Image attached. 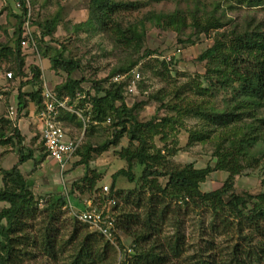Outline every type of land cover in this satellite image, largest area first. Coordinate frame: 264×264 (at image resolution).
Masks as SVG:
<instances>
[{"label":"trees","instance_id":"trees-1","mask_svg":"<svg viewBox=\"0 0 264 264\" xmlns=\"http://www.w3.org/2000/svg\"><path fill=\"white\" fill-rule=\"evenodd\" d=\"M224 3L227 8L237 5L252 7L263 4L264 0H225ZM216 5L218 6L219 3ZM25 6V0H21V15H15L19 23L14 48L9 52H5V49L2 51L3 58L8 62L12 61L9 63L12 64L15 75L22 76L18 92H21L24 85L36 87L29 96L34 103L35 111H38L43 104L40 69L31 65L29 72H25V60L20 49L23 33V26L22 29L20 26L25 22L20 20L21 16L27 12ZM89 7L94 22L98 27L103 28L108 26L116 11L137 9L138 2L89 0ZM221 15H216L213 11L203 12L199 6L195 5L186 12L179 9L171 13L152 11L145 14L144 18L163 29L172 28L179 31L181 27L189 24L203 33H208L224 25ZM251 23L250 20L247 26ZM254 28L253 30L252 27H244L238 33L233 30L228 32L217 30L213 45L199 56L201 60L214 57L219 60L220 65L225 66L217 67L221 85L226 83L225 78L228 75L235 76L241 91V102H233L239 103L238 106L231 107V110L224 107L222 111H219L215 104H211V101L207 103L204 98L201 101L205 103L202 109L176 110L177 105L169 106L170 109L176 110V114H195L216 124H230L233 121L235 123L232 118L239 115L238 110L235 109L241 106L261 115L260 119H253L252 124L248 125L252 133H244L241 138L233 140L225 139L228 143L224 144L226 147L222 151H216L219 155V164L214 168L210 166L194 168L192 164L178 165L171 163L167 157V155H173L174 151L162 153L160 150L155 152L148 150V141L154 135L164 133V127L168 123H171L169 126L173 130L177 119L165 115L140 122L133 112V107L125 105L122 91V88L126 87L125 84L109 81V79L118 73L131 70L135 62L112 69L108 77L94 83L96 92L88 95V91L81 87L83 79L71 78V74L79 67V63L71 58H63L64 46L61 47L50 60L51 68L65 72L67 77L65 81L54 87V93L59 98L68 96L70 105L75 99H79L76 107L84 108L85 104L88 105L83 111V116L88 117L91 124L109 118L112 122L115 121L117 126L111 139L104 141L103 144L94 149L84 147L82 152L77 149L75 154H81L79 163L84 164L85 171L78 181L72 182L71 194L73 190L92 192L98 189L96 188L98 177L93 172L92 174L88 172L91 150L104 152L116 145L124 134L128 135L131 142H137L131 149H121L120 155L128 163V167L120 168L111 175L112 182L107 195H115L120 200V205L118 201L115 205V209L117 207L119 209L116 215V227L128 233L133 252H128L127 247L124 248L119 237H116L118 246L116 247L109 239L97 231L89 230L85 223L78 221L75 217L70 219V223L62 220L63 214L60 208L66 206L68 202L64 195H60L55 203H48L40 210L42 218L38 225L33 222L38 210L33 204L37 206L38 200H34L30 185L20 171V166L24 162L33 160V150L22 145L24 137L15 125L17 119L12 120L8 110V118L12 124L9 125L8 133L0 126V141H14L15 145H19V149L16 163L9 170L0 169L3 183L0 186V202L5 203V206L0 209V264H264V193L245 197L243 194L232 192L225 200L224 194H227V189L232 187V183H226L231 173H228L221 187L210 192L200 191V183L211 171L218 169L230 172L229 165L233 169L238 167L236 171H239L244 162L252 159L249 148L257 142L256 140L262 142L259 156L264 157V135L260 136L261 129H264V31H260L258 26ZM53 29L52 22L46 21L40 37L50 35ZM117 29L118 38H123L126 44L135 41L136 38L130 28L122 30L118 26ZM31 36L36 46L35 33ZM149 53L150 51H147V54ZM9 57L12 59H8ZM29 73H31L30 76ZM103 82H109L108 86H102ZM195 90L201 97V93L206 91L199 86H196ZM175 94L174 96L178 98V92ZM82 95L83 97L80 98ZM154 98L156 101H161L157 111L167 107L163 100ZM22 99V93H19L17 117L18 111L25 107V101ZM61 113L63 124L66 118H74L79 125L82 124L75 115L64 111ZM127 124L128 127H126ZM254 131H257L259 136L256 132L254 134ZM194 133L192 137L195 136L197 140H203L204 135L209 136L203 135V132L195 135ZM165 134L167 135L166 132ZM39 136L37 133L36 137L39 138ZM39 142L40 149L47 156L43 141L39 140ZM257 146H260L259 143ZM5 155L6 153H0L1 161ZM133 161L142 168L139 175L141 183L138 188L133 187L127 193H123V190L116 187L117 179L124 177L129 183L135 181L131 168ZM159 177L165 178L164 184L158 183ZM99 189L101 190V186ZM104 196L103 194L99 200H103ZM181 196L185 197L183 205L173 204L172 201L178 200ZM250 198L252 200L257 198L255 202H252L251 208L248 207ZM201 205L207 208L210 214L208 229L205 230L208 236L207 239H203L202 232L203 243L197 250L194 249L189 253L187 238L182 231L181 216L186 214L188 209ZM183 208L186 211L183 212ZM62 228L65 231H62ZM216 235L225 236L226 243L221 247L215 241Z\"/></svg>","mask_w":264,"mask_h":264},{"label":"rangeland","instance_id":"rangeland-1","mask_svg":"<svg viewBox=\"0 0 264 264\" xmlns=\"http://www.w3.org/2000/svg\"><path fill=\"white\" fill-rule=\"evenodd\" d=\"M130 1H137L138 8L116 11L108 26L103 27V29L98 27L92 18L89 0H25L27 12L24 16H21L20 21L24 22L28 19V29L31 33H35L36 46H30V48L25 46V49L20 47L25 60L24 71L29 72L31 65L39 67L42 86H51V83L57 82L60 84L65 81L66 73L52 69L50 63L51 58L64 46L63 58H71L79 63V67L71 74V78L83 79L81 87L88 91V95H93L96 92L95 82L108 77L112 69L135 62L131 70L118 73L109 79V81L122 82L126 85L130 82L133 72L139 74L135 82V90L132 93H129L126 87L122 88L125 105L133 107V112L140 122H146L152 117L160 118L165 115L177 119L173 130L169 126L171 123H168L164 127V133L156 134L148 141V150L150 152L160 150L162 153H167L169 150L170 152L174 151L173 155H167V157L171 163L178 165L192 164L194 168L216 167L219 164V155L216 154V151H222L226 147L228 140L225 139L233 140L241 138L244 133H252V130L249 131L248 125L252 124L253 119H260L261 115L253 113L252 110L240 105L241 108L235 109L238 110L239 115L232 118L235 123L233 121L230 124H216L203 117L195 116V114H176V110L184 108L202 109L205 105L204 102H201L203 98L206 99L207 103L211 101V104H215L219 111H222L224 107L231 110V107L234 108L239 105V103L235 104L233 102H241V91L235 76L233 74L228 75L225 78L226 83L221 85L218 79L217 67H223L224 65H220L219 60L214 57L201 60L199 56L213 45L217 30L226 32L233 30L238 33L244 27H252L254 30V27L258 26L260 31L263 32L264 3L252 7L237 5L233 8H227L224 5L225 0ZM217 3H219L218 6ZM195 5L199 6L203 12L213 11L216 15L222 14L221 21L224 25L221 28L210 30L208 33H203L189 24L176 31L172 28L163 29L144 18L145 14L152 11L171 13L179 9L186 12ZM21 12V0H0V126L7 133L9 132L10 123L12 124L8 118V110L10 106L15 107L18 105L19 93H22L25 107L20 112L18 111L20 122L17 128L21 133L25 129L21 127L22 124L23 126L26 125L28 130L32 131L33 129V125L30 124L33 123L31 122L30 113L33 111L34 103L31 101L29 94L36 87L24 85L21 92H18L22 76L20 74L15 75V70L12 64L9 63L12 61H6L3 58L2 51V49H5V52H9L14 48L19 23L15 15H21ZM250 20L252 23L247 26ZM46 21H51L54 29L50 35H45L42 38L40 36ZM22 26L23 23L20 29H22ZM118 26L122 30L130 28L136 38L135 41L126 44L123 38H118L116 33ZM147 51H150V53L147 54ZM8 59L12 58L9 57ZM8 71L12 73L10 79H6L4 76L5 72ZM28 75L30 76L31 73ZM108 83L103 82L102 86L107 87ZM196 86L206 89L201 93L202 97L197 94ZM50 91L54 93L53 90ZM176 92H178V98L174 96ZM82 97L83 95L80 98ZM154 97L163 100L167 107L160 108L157 111L161 101H156ZM78 101L79 99L73 101L72 109L76 111L74 110L71 114L79 118L82 124L79 125L74 118H66L64 125L62 123V113H59L57 122H60V125L67 130L70 138L81 139L80 148L78 149L82 152L84 147L94 149L103 144L104 141L111 139L117 126H115V121L112 122L109 118L91 124L88 117L83 116V111L87 109L88 105L85 104L84 108L76 107ZM174 105L178 107L176 110L169 108V106L173 107ZM256 121L258 122V120ZM15 125L17 126V123ZM126 127H128V124ZM35 129L37 130L38 127L36 126ZM200 132L209 136H202L203 140H197L195 136L192 137V133L195 135ZM255 132L259 136L257 131L253 133L255 134ZM261 135H264V129H261ZM256 141L249 148L252 159L244 162L245 166L242 165L244 167H241V170L236 171L238 167L233 169L229 165L230 172L218 169L211 171L205 180L200 183V191L210 192L221 187L226 181L228 173H231L228 176L230 179L226 183H232V187L227 189V194H224L225 200L232 192L243 194L245 197L264 193V157L259 156V150H262V142L260 140ZM37 143L33 148L36 150L35 155L37 156L27 163L22 170L24 177L27 178L28 185H30L34 200L46 198L42 206L33 204L38 209L36 218L33 220L36 225L39 224L42 218L40 210L46 207L48 203H55L60 195H64L68 200L67 205L60 208L63 214L62 220L68 223L74 217L71 212L72 208L75 211L84 210L85 204L83 203H86V201L93 200L92 203L97 202L103 195L102 189L100 190L99 187L103 185L110 187L111 175L120 168L126 169L128 167V163L120 155L121 149H131L137 142H131L128 135L124 134L116 145L111 146L104 152L91 150L89 152L88 172L90 174L93 172L98 177L96 184L98 189L92 192L73 190L72 194V191H70L72 182L78 181L85 171L84 164L79 163L81 154H75V152L65 162V165H62L47 159V156L40 149V142ZM258 143L260 146H257ZM18 149L19 145H15L14 141H0V153H6L5 158L2 161L0 160V169L7 167L4 164L6 159L10 161L8 166L14 162V156L18 157ZM131 168L135 175L134 182L129 183L124 177L117 179L116 187L123 190V193H127L130 188H138L141 183L139 175L142 168L134 161ZM6 169L8 170V168ZM157 181L164 184L165 178L159 177ZM2 184L0 175V186ZM256 200L257 198L253 200L250 198L248 207L251 208L252 202ZM184 201L185 197L181 196L178 200L174 199L172 202L182 206ZM68 203L72 204L71 209L68 207ZM3 205L5 203L0 202V207ZM118 205H120V200H118ZM118 210L117 207L116 215ZM182 211L184 212L186 209L183 208ZM181 220L183 222L182 231L187 238L188 252L190 253L194 249L197 250L198 246L203 243V240H201L202 232L203 239H207L208 235H206L205 230L208 229L210 214L207 208L201 205L197 208L188 209L186 214L181 216ZM4 221L3 223H5ZM63 230L64 228H62ZM128 236L125 231L117 229L115 237L120 238L124 248L127 247L130 252H133L131 238ZM215 237V241L220 247L226 243L225 236L216 235ZM110 242L118 247L116 239L110 240Z\"/></svg>","mask_w":264,"mask_h":264},{"label":"built area","instance_id":"built-area-1","mask_svg":"<svg viewBox=\"0 0 264 264\" xmlns=\"http://www.w3.org/2000/svg\"><path fill=\"white\" fill-rule=\"evenodd\" d=\"M29 21L25 20L23 24V33L21 45L25 49V46H35V42L32 39L31 32L28 29ZM24 46V47H23ZM12 73L10 71L5 72V78L10 79ZM139 77L138 73L133 72L130 82L126 83V89L129 93L135 90V82ZM51 89L43 86L42 90V107L36 111L37 119V132L39 140L43 141V145L46 149L47 156L58 161L62 165L73 156L80 146L81 139L70 138L68 136L67 130L57 122L59 113L62 110H67L74 112L72 105L68 104V96L63 98L57 97ZM76 111V110H75ZM9 117L12 120L18 121L17 117V106H10ZM102 193L105 195L103 200H97V202L86 201L84 210H74L72 205L68 203V207L71 209L72 215L80 222L85 223L89 229L97 231L105 238L109 240L116 239L115 234H117L116 227V209L118 199L115 195L107 196L109 194V187L103 185L101 187ZM44 199H39L37 201V206H42ZM130 252V249L128 250Z\"/></svg>","mask_w":264,"mask_h":264},{"label":"crops","instance_id":"crops-1","mask_svg":"<svg viewBox=\"0 0 264 264\" xmlns=\"http://www.w3.org/2000/svg\"><path fill=\"white\" fill-rule=\"evenodd\" d=\"M58 83L57 82H54L53 84L51 83V86H56ZM47 85V84H46ZM51 86H46L47 88H49V89H51V90H53L54 89V87H51ZM33 111H31V113H30V116H31V118H32V121L31 122H33V123H30V124H32L33 125V129H32V131L31 130H28V128L26 127V125H24L23 126V124L21 125V127L22 128H25L22 132L23 133H21V135L24 137V139H23V142H22V145L25 147V148H29V149H32L33 150V154H34V158L37 156V155H35V151L36 150H34L33 148H34V146H36L38 143L37 142H39V138L38 137H36V132H37V130L35 129L36 128V126H37V119H36V111H35V107H34V105H33V109H32ZM69 112V113H72V112H70V111H67V110H62V112ZM19 122H20V118H18V121H17V127H18V124H19ZM16 157L17 156H14V159H13V161L14 162H12V164H10V166H8V164H9V160L7 161V159L5 160V165L7 166V167H4V169L5 170H7L6 168H8V170L16 163ZM47 159H51V160H53V161H56V160H54V159H52L51 157H49V156H47ZM31 160H28V161H26V162H24L21 166H20V171H21V173L23 174V172H22V170H23V167L27 164V163H29ZM44 161V160H43ZM56 162H58V161H56ZM59 163V162H58ZM65 165V164H64ZM27 179V178H26ZM31 189V188H30ZM2 204H4L3 202H1ZM72 205V204H71ZM5 205H3V206H1L0 208H2V207H4Z\"/></svg>","mask_w":264,"mask_h":264}]
</instances>
